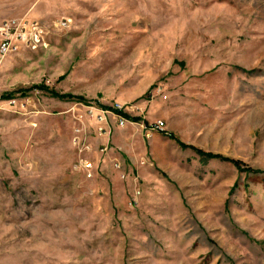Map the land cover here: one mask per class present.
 Segmentation results:
<instances>
[{"label":"rangeland","instance_id":"rangeland-1","mask_svg":"<svg viewBox=\"0 0 264 264\" xmlns=\"http://www.w3.org/2000/svg\"><path fill=\"white\" fill-rule=\"evenodd\" d=\"M23 17L43 37L0 56V264H264V0H0Z\"/></svg>","mask_w":264,"mask_h":264},{"label":"built area","instance_id":"built-area-1","mask_svg":"<svg viewBox=\"0 0 264 264\" xmlns=\"http://www.w3.org/2000/svg\"><path fill=\"white\" fill-rule=\"evenodd\" d=\"M42 37H43V29L41 24L37 20L30 19L27 17L6 20L2 22L0 25V56L5 57L12 54H18L20 52L32 51L33 49L38 47V44L42 39ZM7 103L10 106L15 105L16 104L15 97H11L7 99ZM115 109L121 111L123 110L122 108H115ZM103 110L107 113L111 112L117 115L119 124L122 126L126 122L129 121L133 122L119 115L118 113H115L114 111L106 110V109ZM97 119H99L100 122L99 124H102V122L105 121V117L102 116L97 117ZM163 126H164V122L159 120L156 122L155 126H151V128L153 127L154 130L158 132H163ZM84 130L85 127L79 124L74 129V135H73V144L77 147L81 155L91 153L93 150L92 146L89 145L87 138H85V136H87L88 133L85 132ZM99 132L101 134L105 133L106 129L100 128ZM99 151L101 153H105L107 151V147H101ZM79 167L83 171V174L90 179L93 178L97 172L94 162L88 158H84V157L80 158ZM114 167L117 170L121 169V166L118 162L114 164Z\"/></svg>","mask_w":264,"mask_h":264},{"label":"trees","instance_id":"trees-1","mask_svg":"<svg viewBox=\"0 0 264 264\" xmlns=\"http://www.w3.org/2000/svg\"><path fill=\"white\" fill-rule=\"evenodd\" d=\"M39 87H37V88H35V89H38ZM40 89V88H39ZM22 94L21 95H23V96H26L29 92H21ZM11 97H14V95H11V94H9V98H11ZM87 103V102H86ZM88 105V104H87ZM101 108H103V109H106V110H111V111H114L115 113H118L119 115H121V116H123V117H125V118H127V119H129V120H131V121H133V122H137V123H139V122H141L142 121V118H140V117H138V118H136V117H132V116H130L129 114H127L126 112H124L123 110L121 111V110H117V109H115V108H113V107H110V108H108V107H104V106H100ZM196 152L199 154V155H201V156H209L208 154H206V153H204V152H201V151H199V150H196ZM210 157V156H209ZM233 163H234V165L235 166H238L239 167V165H240V162L239 161H232ZM241 167V166H240Z\"/></svg>","mask_w":264,"mask_h":264}]
</instances>
